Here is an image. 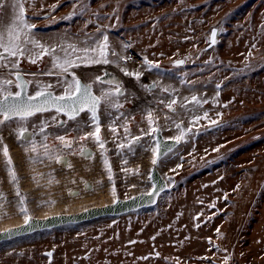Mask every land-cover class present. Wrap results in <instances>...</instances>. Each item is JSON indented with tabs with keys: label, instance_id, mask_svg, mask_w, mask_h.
Here are the masks:
<instances>
[{
	"label": "rangeland",
	"instance_id": "obj_1",
	"mask_svg": "<svg viewBox=\"0 0 264 264\" xmlns=\"http://www.w3.org/2000/svg\"><path fill=\"white\" fill-rule=\"evenodd\" d=\"M20 3L35 44H25L23 54L0 61L6 65L0 68V98L17 92L10 80L18 69L26 73L20 58L35 65L41 56L47 59L44 70L26 74L33 82L32 95L47 89L63 95L73 77L79 78L76 70L108 64L135 78L144 96L151 97L133 111L116 109L117 127L108 128L115 132L99 129L89 135L95 133L90 126L68 143L58 141L63 146L56 147L55 160L67 145L66 151L86 143L81 139L98 150L85 166L94 177L75 174L67 182L90 179L93 188L109 181L107 201L150 192L157 129L180 145L161 159L169 188L156 206L2 242L0 264H264V0ZM5 5L0 28L9 26L18 12L14 0H5ZM213 29L218 35L208 49ZM98 45L107 46V63L95 62L101 59ZM178 61L184 63L177 66ZM98 73L84 76L94 80ZM151 83H156L153 90ZM136 87H123L134 101L131 108L139 99ZM96 91L109 95L100 85ZM22 148L26 162L20 171L10 155L5 170L0 163V189L13 185L19 192L22 205L15 203L14 209L26 220L37 215L23 190L27 185L22 188L21 183H37L40 196L32 201L47 212L58 203L52 187L62 188L64 181L53 174L56 161L51 157L47 163V158H36L34 149ZM38 169H44L45 177L36 176ZM16 196L0 200V223L6 214L11 216L7 205Z\"/></svg>",
	"mask_w": 264,
	"mask_h": 264
},
{
	"label": "flooded vegetation",
	"instance_id": "obj_2",
	"mask_svg": "<svg viewBox=\"0 0 264 264\" xmlns=\"http://www.w3.org/2000/svg\"><path fill=\"white\" fill-rule=\"evenodd\" d=\"M39 61L36 62L35 65L32 63L20 58L19 65L21 69H25V74L21 73L18 69L16 72L15 77H11V85L13 87L17 88V92L21 91L20 88H18L16 85L20 84V82L17 80L18 75H23L28 80V94H30V88L32 87V80L27 77L26 74L35 75L38 73V71L44 70V65L47 62L46 56H41ZM70 73V72H69ZM103 75V72H99L98 75L94 78V80H88L85 78V80L92 85L93 92L96 91L98 88V85L103 86L105 90L109 92L108 97L101 96L97 91V94L101 102L99 104V129L104 131L109 130L108 128H113L114 126L117 127V124H113V112L116 109H122L123 111H127L128 109H131L133 102L131 101L127 96L128 93L124 89L115 86L113 84L106 83L101 80V77ZM70 77V76H69ZM71 78V77H70ZM79 79V78H78ZM47 91H53L51 89L44 90L43 92ZM106 91V92H107ZM55 94H57L55 91H53ZM15 94V93H13ZM58 95V94H57ZM121 95V97H124L126 99H123L121 103H117L118 97ZM60 96V95H58ZM108 101H112L109 105ZM105 103L108 106H105ZM106 110H103V109ZM56 116H59L58 119H56ZM4 120V116L0 115V121ZM83 121V123H82ZM106 122H110V124H106ZM96 128L95 122L92 120V113L89 110H84L74 118H70V116L63 112H57L56 109L47 110V111H39L35 114L29 115V116H20L16 118H12L11 120L5 121L3 124H0V138L1 139H8L10 137L13 138L15 141V144L24 147L25 149L31 148L35 150V156L36 158H47L46 162L48 163L49 157H51V161L54 163L55 161L58 162V165H68V162H70V154H74L80 157H86L85 155H91L90 158H95L98 150L95 145H92L88 142L86 139H81L86 141L85 144H80L79 146L74 145L72 148L66 151L67 148L65 147V150L60 153V155L57 157V159H53L52 156L55 153L56 147H59L62 149L63 144L58 143L60 137L58 139H55V136H60V134H64L62 142L67 140V143L71 139L78 138V132L85 133V131ZM106 126V127H105ZM105 127V128H102ZM99 130V131H100ZM116 129H110L108 132H115ZM24 132L23 138L20 136V133ZM86 137V135L84 134ZM108 148V146L106 145ZM8 148L7 143H5V147ZM39 150V152H38ZM108 152V151H106ZM111 151H109L110 153ZM64 159V160H63ZM61 160V161H60ZM64 162H63V161ZM52 163V164H53ZM63 163V164H62ZM44 169L37 170L36 172H39L40 175H36L38 177H45V174L43 172ZM23 175V174H22ZM21 175V176H22ZM20 176V177H21ZM24 176V175H23ZM17 177V176H16ZM25 177V176H24ZM0 191V196L1 195Z\"/></svg>",
	"mask_w": 264,
	"mask_h": 264
},
{
	"label": "water",
	"instance_id": "obj_3",
	"mask_svg": "<svg viewBox=\"0 0 264 264\" xmlns=\"http://www.w3.org/2000/svg\"><path fill=\"white\" fill-rule=\"evenodd\" d=\"M213 32H215L216 35L211 36V43L208 46V49H211L216 43L218 29H213ZM0 54H2L4 57L8 56L6 52ZM183 63L184 61H178L175 63V65L177 66L182 65ZM112 70L113 69H111L110 67L106 68L103 71L101 80L106 83L118 86L123 90V86H122L124 80L123 76L113 72ZM17 80L20 82V85L25 86L26 94L29 95L28 80L26 79V77H24L23 75H18ZM79 80L82 82V84L90 85L91 94L97 97L98 99H100V97L93 92L92 85L85 80L84 76L79 77ZM155 88H156V83L150 85L149 87L150 90H153ZM49 92L54 97L58 96L53 91H47L45 93H49ZM52 109H56V107L51 103H49L48 105H45L40 111H47ZM85 110H88V108L86 107ZM37 112L39 111H34L29 115L35 114ZM61 112L65 113L64 111ZM98 112H99V105L97 109V116L99 119ZM80 113L81 112L77 113L75 116H77ZM67 114L71 116V113H67ZM29 115H24V116H29ZM16 117H20V116H16ZM156 143H157V151L155 157L156 163H153L152 169L150 171V181L153 184V188L150 192H140L132 195L127 199L115 198V200L109 203L108 205L92 206L79 213H71V214L62 213L59 215H52L46 218L28 216L22 225L16 227H10L8 229L0 231V243L12 239H16L22 236L34 234L40 231L51 230L66 225L82 224L106 217H120L134 212H138L146 208H151L156 206L159 203L162 194H164L169 188L168 181L160 171L161 159L166 154L177 148L180 145V141L175 139L165 138L163 130L157 129ZM85 156L88 158L92 157L91 155H85ZM85 187L86 189L91 188L92 183L87 182L85 184ZM77 192H78L77 190H71L70 195H76ZM47 254L51 257L53 256V252H48Z\"/></svg>",
	"mask_w": 264,
	"mask_h": 264
},
{
	"label": "snow or ice",
	"instance_id": "obj_4",
	"mask_svg": "<svg viewBox=\"0 0 264 264\" xmlns=\"http://www.w3.org/2000/svg\"><path fill=\"white\" fill-rule=\"evenodd\" d=\"M14 6L18 8V12L16 13L14 19L10 22L9 26L0 28V48H3L4 51L12 57H16L17 54H23L25 51V48L22 47L23 45L30 43L35 44V41L31 39V32L26 31V29H31L33 26L26 22L24 17V8L20 3V0H14ZM5 7V0H0V14H3ZM21 33H23L22 36ZM212 35L215 36L216 33L213 32ZM104 40L107 41V37H104ZM97 47L100 49L99 55L101 59H97L95 62L107 63L108 61L104 52V48L107 46L105 45L104 48H101V46L98 45ZM4 58L5 57L0 54V61ZM65 63L71 65L73 62L71 60H67ZM4 67H6V65L0 64V68ZM61 67L64 66L61 65ZM64 71H67L66 67H64ZM16 86L20 88L21 91L16 92L15 94L8 92L0 98V115L4 116V120L0 121V124H3L5 121L11 120L16 116L29 115L34 111H40L45 105L51 103L56 107L57 112L64 111L66 114L71 113L70 118H74L77 113L84 111L87 107L92 113V120L96 124L95 133H91L89 135L99 133L97 109L101 99H98L91 94L90 85L82 84V82L75 76L73 77V84L69 86L65 93L55 97L50 92L45 93L39 90H37L33 95H27L24 85L17 84ZM111 102L112 101H108L109 105ZM172 103H175V101ZM169 107H171V105H169ZM153 131H155V129H153ZM24 134V132H21L20 136L23 138ZM60 139L63 140V137H60ZM137 139H139V137H137ZM100 147H104L103 142H100ZM121 147H123V145H121ZM4 155L7 156L6 148L4 149ZM8 163H11V161L9 160ZM153 163H156V161L153 160ZM11 175L12 179L18 183L15 173L13 172ZM17 195H19V192H17ZM2 198L3 197L0 196V199Z\"/></svg>",
	"mask_w": 264,
	"mask_h": 264
},
{
	"label": "bare ground",
	"instance_id": "obj_5",
	"mask_svg": "<svg viewBox=\"0 0 264 264\" xmlns=\"http://www.w3.org/2000/svg\"><path fill=\"white\" fill-rule=\"evenodd\" d=\"M113 69L114 71L118 70L117 67H113ZM87 71H100V68L84 67L83 69L81 68L79 70H76V73L79 75V77H81V76H84ZM118 71H119L118 72L119 74H122L121 70H118ZM123 79L124 80L122 84L125 87H130L132 89L136 87L137 84L133 82V80L130 77L123 75ZM5 143H7L9 147L11 148V151L7 153V155H10L11 158H13L15 168L16 169L19 168V171H20V167H25L26 154L21 146L15 144V141L13 140L12 137L8 139H4V140L0 138V163H1L2 169L5 170L6 166L9 164L8 162H4L7 157L4 155ZM88 162L89 161L87 157L78 158L76 156H70V162H68V165H65V166L63 164V165H60L61 167H59L56 162L55 164L56 169L54 173L53 172L52 173L64 181L63 182L64 187L61 188L55 185L52 187L54 191V198L58 199V203L54 206L53 210L51 211L45 212L43 209L40 208V206H37L35 202L32 201L34 199H37L40 196V192H39L40 189L36 186L37 183L31 180L22 182L21 183L22 188H23V185L25 184L27 185V187L23 188V190L25 192V195H27L29 199L31 200V205H32L31 211H33V213L36 214L37 217L46 218L52 215H59L60 212L67 213V214L79 213L89 208V206H93V205L94 206H104V205H108L109 203H111V201L113 202V199L109 201L105 199V191H107L110 186L109 181H106V184H104V187L95 185L93 186V188H89V189H86L85 184L87 183V181H90V179H85V180L75 179L69 182L66 181L68 177H71L72 175H75V174H79L80 177H86V178L94 177V173L90 171V169L85 168ZM72 189L78 191L76 195H70V191ZM0 191L2 193V197L5 195H8L10 197L17 195L14 191L13 185H11L10 187L9 185L5 184L0 189ZM14 201H15L14 203L7 205L8 210H9L8 214H10L11 216L6 214L3 217V221L0 223V231H3L10 227L20 226L25 221V218L20 215V212L17 209H14L15 203L17 207H19L20 204L22 205L19 195H17L14 198Z\"/></svg>",
	"mask_w": 264,
	"mask_h": 264
},
{
	"label": "built area",
	"instance_id": "obj_6",
	"mask_svg": "<svg viewBox=\"0 0 264 264\" xmlns=\"http://www.w3.org/2000/svg\"><path fill=\"white\" fill-rule=\"evenodd\" d=\"M145 76H146V77H149V76H150V73H146ZM131 79L133 80V82H136V79H135V78H131ZM150 82H151V81H150ZM150 82H149V83H150ZM137 85H138V83H137ZM135 90H136V94L139 96V99H137V100L135 101V105H134V107L131 108L132 111L135 110V109H137V107L140 106L141 104H143V103L146 104L147 101L151 98L150 96H149V97H145V96H144V93L141 91L139 85H138V87L135 88ZM143 99H144L145 101H143ZM133 104H134V103H133Z\"/></svg>",
	"mask_w": 264,
	"mask_h": 264
},
{
	"label": "crops",
	"instance_id": "obj_7",
	"mask_svg": "<svg viewBox=\"0 0 264 264\" xmlns=\"http://www.w3.org/2000/svg\"><path fill=\"white\" fill-rule=\"evenodd\" d=\"M118 67V66H117ZM119 69H121L120 67H118ZM102 96V95H101Z\"/></svg>",
	"mask_w": 264,
	"mask_h": 264
}]
</instances>
